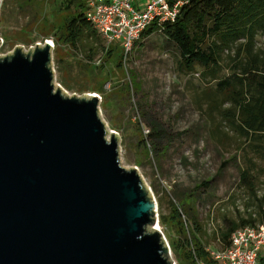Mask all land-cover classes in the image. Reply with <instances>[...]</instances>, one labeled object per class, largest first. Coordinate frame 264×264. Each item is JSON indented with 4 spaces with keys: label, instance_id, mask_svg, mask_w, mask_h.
<instances>
[{
    "label": "water",
    "instance_id": "1",
    "mask_svg": "<svg viewBox=\"0 0 264 264\" xmlns=\"http://www.w3.org/2000/svg\"><path fill=\"white\" fill-rule=\"evenodd\" d=\"M53 49L0 55V264H177L99 96L57 87Z\"/></svg>",
    "mask_w": 264,
    "mask_h": 264
},
{
    "label": "rangeland",
    "instance_id": "2",
    "mask_svg": "<svg viewBox=\"0 0 264 264\" xmlns=\"http://www.w3.org/2000/svg\"><path fill=\"white\" fill-rule=\"evenodd\" d=\"M62 1L5 0L0 10V55L19 46L29 50L53 40L57 87L71 96H102L101 117L110 138L117 132L122 165L138 170L158 204V224L170 245L171 260L187 262L171 245L176 234L171 226L173 204L183 209L192 228L199 224L210 249H223L221 236L231 220L253 216L262 222L264 148L228 131L221 111L231 106L229 99L235 98V93L220 90L217 81L205 78L200 66L186 71L180 49L162 31L143 36L127 58L122 42H114V59L103 56L105 74L97 76L107 80L103 91H81L79 87L88 86L91 78L85 61L78 62L82 56L67 45L56 47L54 34L75 11L62 8ZM80 1L88 10L87 0ZM263 49L264 33L257 41V50ZM236 54L235 50L225 53L221 76L229 74L225 68L233 65ZM123 55L124 66H119ZM59 60L65 66L72 64L78 75L76 89L60 81ZM245 170L251 177L247 180ZM249 180L255 182V191Z\"/></svg>",
    "mask_w": 264,
    "mask_h": 264
},
{
    "label": "trees",
    "instance_id": "3",
    "mask_svg": "<svg viewBox=\"0 0 264 264\" xmlns=\"http://www.w3.org/2000/svg\"><path fill=\"white\" fill-rule=\"evenodd\" d=\"M185 1L176 21H167L162 26L154 22L143 36L148 37L162 31L169 40L177 44L182 56V67L186 71H195L200 66L204 68L202 74L205 78L217 81L220 90L229 89L234 92L235 98L229 99L231 106L221 110L226 128L251 143L255 140L257 145L264 148V49L257 50L258 36L264 33V0ZM61 6L75 11L67 19L65 26L54 34L56 47L67 45L78 56H82L77 59L78 62L85 61L84 65L91 78L88 86L79 87L81 91H103L107 80L97 76L104 77L105 74L106 62L102 57L114 59L113 43L108 44L88 19L85 3L80 0H63ZM230 50L236 51V60L233 65L225 66L229 74L224 77L221 76L224 55ZM118 65L124 66V55L119 59ZM58 66L60 81L69 89H76L78 75L71 68L72 64L65 66L59 60ZM213 105L218 110V102L215 101ZM243 177L245 180L251 178L248 170L243 172ZM248 182L255 191V182ZM173 205L171 226L176 233L171 244L173 250L182 256L183 261H187L186 264H199L200 260L209 263L213 261L201 235L202 228L199 224L192 228L185 219L183 209ZM262 214L264 216V210ZM258 220L253 216L242 218L241 221L231 220V225L221 236L223 248L231 244L236 230L261 223ZM161 222L163 225L167 223L165 215ZM260 261L264 264V251L260 255Z\"/></svg>",
    "mask_w": 264,
    "mask_h": 264
},
{
    "label": "built area",
    "instance_id": "4",
    "mask_svg": "<svg viewBox=\"0 0 264 264\" xmlns=\"http://www.w3.org/2000/svg\"><path fill=\"white\" fill-rule=\"evenodd\" d=\"M5 0H0V10ZM185 0H87L86 15L108 44L121 41L127 55L154 22L162 26L176 21ZM55 47V43H54ZM101 60L98 61L100 63ZM99 95V94H98ZM102 99V96L99 95ZM213 261L199 264H262L264 222L236 230L231 244L223 249H210Z\"/></svg>",
    "mask_w": 264,
    "mask_h": 264
},
{
    "label": "bare ground",
    "instance_id": "5",
    "mask_svg": "<svg viewBox=\"0 0 264 264\" xmlns=\"http://www.w3.org/2000/svg\"><path fill=\"white\" fill-rule=\"evenodd\" d=\"M51 41V40H50ZM53 41V40H52ZM94 95H97V94H94ZM97 96H99V95H97ZM101 99V98H100ZM158 229H160V225L158 224L157 226H156ZM161 230V229H160Z\"/></svg>",
    "mask_w": 264,
    "mask_h": 264
}]
</instances>
